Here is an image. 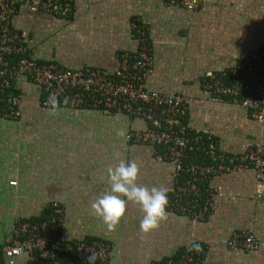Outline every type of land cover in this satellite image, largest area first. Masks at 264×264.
<instances>
[{"label": "crops", "instance_id": "crops-1", "mask_svg": "<svg viewBox=\"0 0 264 264\" xmlns=\"http://www.w3.org/2000/svg\"><path fill=\"white\" fill-rule=\"evenodd\" d=\"M67 17L17 7L11 31L26 33L29 55L38 63L61 68L116 72L121 55L137 46L132 22L140 23L150 41L152 72L146 88L187 101L185 124L208 132L220 151L239 154L264 141V123L247 110L207 93L203 80L233 67L242 53L264 47V0H201L186 12L165 0H70ZM7 94L21 97V114H3L0 102V245L12 241L16 221H30L53 202L64 209L61 235L66 241L98 238L111 246L107 264H166L186 246L201 243L200 264H264V182L250 171L212 176L210 215L193 220L177 208L166 209L167 221L142 234L140 207L127 204L115 231L90 212V204L110 191L107 168L120 159L140 165L138 184L174 187L171 165L161 150L128 144L117 130H144L141 118L41 105L42 90L30 79L17 78ZM15 181L12 186L9 182ZM248 230L258 238L254 250L231 248L234 233ZM5 264V260H1ZM14 264H64L22 252ZM71 264V263H70Z\"/></svg>", "mask_w": 264, "mask_h": 264}, {"label": "built area", "instance_id": "built-area-1", "mask_svg": "<svg viewBox=\"0 0 264 264\" xmlns=\"http://www.w3.org/2000/svg\"><path fill=\"white\" fill-rule=\"evenodd\" d=\"M200 1L165 0L168 5L181 7L188 13L197 9ZM23 3L33 12L61 17L71 13L70 0H0V102L4 104L5 116L13 119L20 116V95L6 92L12 90L14 80L25 78L42 90L41 105L45 108H51L47 100L55 94L58 107L71 110L94 107L106 113H125L143 119L146 129L127 133L126 143L162 148V158L171 165L174 181V187L168 191L167 208H177L196 221L205 220L211 213L212 194L207 182L212 176L250 171L258 181L264 182V141L256 142L243 153L222 152L212 134L187 127L184 122L187 101L183 97L162 95L146 88L145 80L152 72V57L148 35L140 23L131 24L137 48L135 52L121 55L116 72L94 68L72 70L54 63L41 64L30 57L26 33H15L10 28L17 7ZM202 86L212 96L227 98L231 105L250 110L252 117L263 124L264 47L242 53L233 67L211 73ZM188 156L193 160L204 158L208 163L186 161ZM9 184L15 186L16 182ZM51 207L46 220L14 223L11 243L0 245V264L2 259L5 264H14L22 252L47 261L55 260L63 252L85 260L95 253L100 263H107L111 257L109 244L98 239L69 243L58 232L64 209L58 202H53ZM196 244L200 245V251H190L192 245L186 246L176 259L166 264H200L204 249L201 243ZM228 246L254 250L258 247V238L248 230H241L232 235Z\"/></svg>", "mask_w": 264, "mask_h": 264}, {"label": "clouds", "instance_id": "clouds-1", "mask_svg": "<svg viewBox=\"0 0 264 264\" xmlns=\"http://www.w3.org/2000/svg\"><path fill=\"white\" fill-rule=\"evenodd\" d=\"M65 102H67L65 98ZM47 103L51 105L50 114L55 115L59 101L55 94L48 97ZM118 137H127L124 128L117 130ZM140 165L136 160L126 161L120 159L118 163L107 168V178L110 191L106 192L90 204L92 215L100 218L108 231H115L126 214L127 204L132 202L138 205L143 212L139 222L142 234H149L157 230L161 223L167 221L169 213L166 211L168 188L163 185L148 186L138 184ZM190 251H200V245L193 243ZM96 254L91 253L88 264H95Z\"/></svg>", "mask_w": 264, "mask_h": 264}, {"label": "trees", "instance_id": "trees-1", "mask_svg": "<svg viewBox=\"0 0 264 264\" xmlns=\"http://www.w3.org/2000/svg\"><path fill=\"white\" fill-rule=\"evenodd\" d=\"M147 33V32H146ZM148 35V34H147ZM150 42V41H149ZM221 70H219V71H215V72H220ZM204 81V80H203ZM229 82V81H228ZM224 100H226V101H228V99L227 98H224V97H222ZM126 115H128V114H126ZM129 116V115H128ZM156 148H158V149H160L161 150V153L163 152V150H162V148L160 147V146H156ZM186 161H192V162H194V163H197V164H206V163H208L206 160H204V158H201V159H199V160H193V159H191V157H187V159H186ZM186 178H188V176H185ZM185 178V179H186ZM184 179V180H185ZM52 211V207H51V205L47 208V209H45L44 210V212H43V214L42 215H40L38 218H33L32 220H30L31 222H40V221H42V220H46L47 218H48V215H49V213ZM209 216V215H208ZM207 216V217H208ZM58 232L59 233H61V231H60V227H59V230H58ZM87 239H98V238H87ZM86 239V240H87ZM98 240H100V239H98ZM103 241V240H102ZM77 241H69V243H71V244H74V243H76ZM106 242V241H105ZM64 243H61V245H63ZM106 244H109L108 242H106ZM109 246H110V244H109ZM110 251H112V249H111V246H110ZM180 255V254H179ZM178 255V256H179ZM178 256H176V258L178 257ZM176 258H174V259H176ZM56 259L57 260H59L60 262H62V263H64V264H88V260H85L84 258H78V257H76V256H71L69 253H65V252H63L62 254H60V255H58L57 257H56ZM95 264H107V263H100L97 259H96V261H95Z\"/></svg>", "mask_w": 264, "mask_h": 264}]
</instances>
